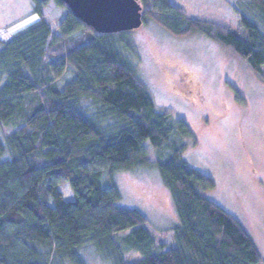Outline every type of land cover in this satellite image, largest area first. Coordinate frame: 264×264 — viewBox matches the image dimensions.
I'll use <instances>...</instances> for the list:
<instances>
[{"label":"trees","instance_id":"16d2710c","mask_svg":"<svg viewBox=\"0 0 264 264\" xmlns=\"http://www.w3.org/2000/svg\"><path fill=\"white\" fill-rule=\"evenodd\" d=\"M30 1L37 21L0 40V127L12 130L0 139V264H87L88 248L108 264H261L241 223L201 194L214 182L182 159L192 132L154 104L124 53L133 51L130 32L100 34L61 0ZM50 2L64 12L54 29L43 11ZM138 3L142 25L201 34L264 82V0L244 8L258 22L241 14L233 30L167 0ZM151 166L179 221L172 246L156 252L146 217L118 206L114 182L117 172ZM132 252L140 258L127 261Z\"/></svg>","mask_w":264,"mask_h":264},{"label":"rangeland","instance_id":"374dc122","mask_svg":"<svg viewBox=\"0 0 264 264\" xmlns=\"http://www.w3.org/2000/svg\"><path fill=\"white\" fill-rule=\"evenodd\" d=\"M167 1L189 18L229 30L236 28L241 14L259 21L245 11L248 0ZM43 11L56 28L63 9L50 2ZM36 21L30 0H0V40ZM129 32L133 51L124 53L154 104L184 120L192 132L194 144H188L182 159L214 182L213 189L201 194L241 223L264 264V82L243 60L201 34L173 37L149 21ZM71 77L66 74L63 82ZM11 131L0 127V139ZM148 159L154 162L153 155ZM114 182L120 192L118 206L146 217V228L157 245L154 251L159 244L171 247V229L179 221L157 170L151 166L120 171ZM59 190L71 199L67 184L59 185ZM81 256L87 264H108L91 248ZM139 258L132 252L126 260Z\"/></svg>","mask_w":264,"mask_h":264},{"label":"water","instance_id":"95a60500","mask_svg":"<svg viewBox=\"0 0 264 264\" xmlns=\"http://www.w3.org/2000/svg\"><path fill=\"white\" fill-rule=\"evenodd\" d=\"M82 23L100 34L127 32L142 25L138 0H61Z\"/></svg>","mask_w":264,"mask_h":264}]
</instances>
